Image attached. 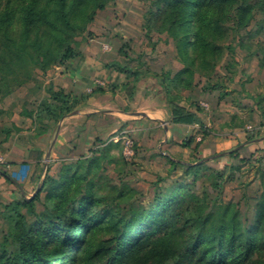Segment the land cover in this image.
Returning a JSON list of instances; mask_svg holds the SVG:
<instances>
[{
	"label": "rangeland",
	"instance_id": "rangeland-1",
	"mask_svg": "<svg viewBox=\"0 0 264 264\" xmlns=\"http://www.w3.org/2000/svg\"><path fill=\"white\" fill-rule=\"evenodd\" d=\"M8 1L0 0V11ZM153 1L108 0L82 33H73L86 60L80 69H86L85 78L91 81L84 90L64 89V67L53 66L34 70L25 86L0 97V241L9 227L6 205L34 197L48 175L59 178L62 167L98 157L95 152L107 138L117 145L111 151L114 161L95 164L86 183L97 194H114L113 186L125 188L130 204L147 208L155 202L160 180L167 178L163 184L169 187L181 178V166L171 172L168 159H174L203 164L196 181L182 183L198 194L208 189L212 199L239 203L246 213L253 212L255 198L264 196V0H250L254 9L248 27L229 21L228 36L216 42L220 55L210 57V65L195 66L191 88L173 86L182 105H198L200 123L193 126L174 124L161 94L143 85L130 96L137 82L131 71H169L173 76L184 66L166 33L148 27ZM13 5L19 8L15 0ZM50 88L64 89L77 103L45 128L35 116ZM222 171L223 177L215 175ZM46 195L45 190L36 202L38 213L49 204ZM101 231L91 239L94 249L107 239ZM87 254L93 255V249ZM80 258L81 264L101 261Z\"/></svg>",
	"mask_w": 264,
	"mask_h": 264
},
{
	"label": "trees",
	"instance_id": "trees-1",
	"mask_svg": "<svg viewBox=\"0 0 264 264\" xmlns=\"http://www.w3.org/2000/svg\"><path fill=\"white\" fill-rule=\"evenodd\" d=\"M107 2L15 0L19 5L15 8L9 0L0 11V97L25 86L34 70L47 71L80 57L73 33H82ZM253 9L250 0H154L148 27L166 33L184 66L173 76L169 71L145 75L131 71L137 82L130 96L143 85L161 94L174 124L200 123L198 105H182L172 88H191L195 66L210 65L208 59L220 55L222 47L216 42L228 36L229 21L246 28ZM76 103L64 89L50 88L37 109V124L45 128L57 124ZM108 141H101L102 148L95 152L98 157L62 167L59 178L48 175L34 197L5 206L9 227L0 241V264H81L83 256L99 257L98 264H264V196L255 198L250 204L253 212L246 213L249 210L239 203L212 199L208 189L198 194L182 183L196 181L203 164L174 159H168L171 172L181 166V178L169 187L163 184L167 178L160 180L155 202L147 208L130 204L125 188L113 186L114 194H97L86 183L95 164L114 161L111 151L117 145ZM45 190L49 204L38 213L36 202ZM100 230L107 239L94 249L91 239ZM92 249L93 255L87 254Z\"/></svg>",
	"mask_w": 264,
	"mask_h": 264
},
{
	"label": "crops",
	"instance_id": "crops-1",
	"mask_svg": "<svg viewBox=\"0 0 264 264\" xmlns=\"http://www.w3.org/2000/svg\"><path fill=\"white\" fill-rule=\"evenodd\" d=\"M81 61H84L82 57L78 58V60H72L68 62L66 65H64V77H62V87L68 91H72L75 88L82 89L87 87L91 81L86 80V76L84 73L86 72L85 68L80 69ZM86 61V60H85ZM85 61L83 63H85ZM83 72V74H82ZM89 141V140H88ZM86 142V146H88L90 143Z\"/></svg>",
	"mask_w": 264,
	"mask_h": 264
}]
</instances>
